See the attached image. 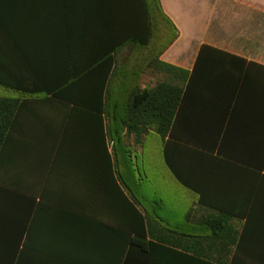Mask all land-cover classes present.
I'll list each match as a JSON object with an SVG mask.
<instances>
[{"label": "crops", "instance_id": "obj_1", "mask_svg": "<svg viewBox=\"0 0 264 264\" xmlns=\"http://www.w3.org/2000/svg\"><path fill=\"white\" fill-rule=\"evenodd\" d=\"M204 46L246 62L223 130L252 134L262 165L264 0H0V97L20 100L0 152L24 228L13 264H264L262 170L243 167L220 209L190 191L150 203L138 156L158 134L119 121L163 64L191 73Z\"/></svg>", "mask_w": 264, "mask_h": 264}, {"label": "trees", "instance_id": "obj_2", "mask_svg": "<svg viewBox=\"0 0 264 264\" xmlns=\"http://www.w3.org/2000/svg\"><path fill=\"white\" fill-rule=\"evenodd\" d=\"M152 30L151 21V36ZM245 63L204 46L191 73L163 64L166 81L151 90H136L125 102L124 116L119 118L139 136L155 127V133L164 140L162 154L171 176L196 194L200 204L216 209L236 204L241 190L237 176L243 167L252 174L254 169L264 172V149L262 165H254L252 134L223 130L227 111L236 108L239 94L246 92L247 81L244 85L241 76ZM19 106V99L0 97V152ZM194 109L199 113L196 116L190 114ZM238 160L245 166L231 162ZM213 190L229 191L228 197H208L207 192ZM16 200L0 187V264H13L23 233L15 217Z\"/></svg>", "mask_w": 264, "mask_h": 264}, {"label": "rangeland", "instance_id": "obj_3", "mask_svg": "<svg viewBox=\"0 0 264 264\" xmlns=\"http://www.w3.org/2000/svg\"><path fill=\"white\" fill-rule=\"evenodd\" d=\"M168 32L167 43L174 33L170 25ZM161 147V138L156 134L150 135L143 153L138 156L140 174L147 178L144 186L149 193L150 203L156 199L168 205L192 204L190 196L194 195L173 179L162 159Z\"/></svg>", "mask_w": 264, "mask_h": 264}]
</instances>
